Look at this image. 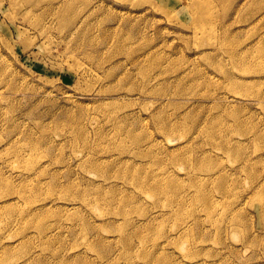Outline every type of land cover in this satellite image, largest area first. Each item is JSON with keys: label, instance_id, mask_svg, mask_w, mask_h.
I'll list each match as a JSON object with an SVG mask.
<instances>
[{"label": "rangeland", "instance_id": "1", "mask_svg": "<svg viewBox=\"0 0 264 264\" xmlns=\"http://www.w3.org/2000/svg\"><path fill=\"white\" fill-rule=\"evenodd\" d=\"M0 0V264H264V0Z\"/></svg>", "mask_w": 264, "mask_h": 264}, {"label": "bare ground", "instance_id": "2", "mask_svg": "<svg viewBox=\"0 0 264 264\" xmlns=\"http://www.w3.org/2000/svg\"><path fill=\"white\" fill-rule=\"evenodd\" d=\"M185 2H188L187 0Z\"/></svg>", "mask_w": 264, "mask_h": 264}]
</instances>
